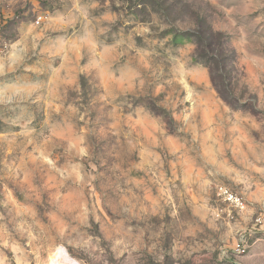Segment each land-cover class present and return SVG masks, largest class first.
Returning <instances> with one entry per match:
<instances>
[{
	"label": "rangeland",
	"instance_id": "1",
	"mask_svg": "<svg viewBox=\"0 0 264 264\" xmlns=\"http://www.w3.org/2000/svg\"><path fill=\"white\" fill-rule=\"evenodd\" d=\"M0 264H264V0H0Z\"/></svg>",
	"mask_w": 264,
	"mask_h": 264
},
{
	"label": "trees",
	"instance_id": "2",
	"mask_svg": "<svg viewBox=\"0 0 264 264\" xmlns=\"http://www.w3.org/2000/svg\"><path fill=\"white\" fill-rule=\"evenodd\" d=\"M198 29L188 31L171 30L172 45L178 47L192 43L196 47L193 61L208 69L212 85L219 97L230 107L242 110L238 100L232 97L230 81H232L233 65L236 62V52L230 48V39L221 32L214 31L208 23L201 19ZM161 115V114H159Z\"/></svg>",
	"mask_w": 264,
	"mask_h": 264
},
{
	"label": "built area",
	"instance_id": "3",
	"mask_svg": "<svg viewBox=\"0 0 264 264\" xmlns=\"http://www.w3.org/2000/svg\"><path fill=\"white\" fill-rule=\"evenodd\" d=\"M217 194L228 205L229 215L232 218L234 215L238 216L246 208L243 196L226 185L219 186Z\"/></svg>",
	"mask_w": 264,
	"mask_h": 264
}]
</instances>
